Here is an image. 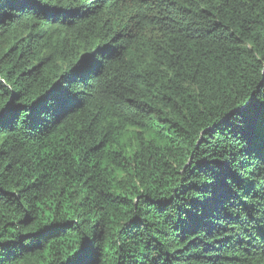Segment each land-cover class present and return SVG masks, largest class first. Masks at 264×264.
Masks as SVG:
<instances>
[{
  "label": "trees",
  "instance_id": "obj_1",
  "mask_svg": "<svg viewBox=\"0 0 264 264\" xmlns=\"http://www.w3.org/2000/svg\"><path fill=\"white\" fill-rule=\"evenodd\" d=\"M264 0H0V264H264Z\"/></svg>",
  "mask_w": 264,
  "mask_h": 264
},
{
  "label": "snow or ice",
  "instance_id": "obj_2",
  "mask_svg": "<svg viewBox=\"0 0 264 264\" xmlns=\"http://www.w3.org/2000/svg\"><path fill=\"white\" fill-rule=\"evenodd\" d=\"M261 87H264V85H262Z\"/></svg>",
  "mask_w": 264,
  "mask_h": 264
}]
</instances>
